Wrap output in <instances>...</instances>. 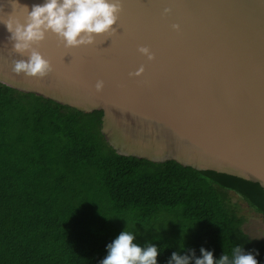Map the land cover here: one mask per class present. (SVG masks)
I'll return each mask as SVG.
<instances>
[{"label": "water", "instance_id": "95a60500", "mask_svg": "<svg viewBox=\"0 0 264 264\" xmlns=\"http://www.w3.org/2000/svg\"><path fill=\"white\" fill-rule=\"evenodd\" d=\"M12 2L31 11L45 0H0V17L12 14ZM121 3L115 31L94 45L66 49L49 33L34 46L52 64L43 78L11 71L13 60L28 57L12 51L11 33L0 24V84L86 114L102 111L101 132L120 156L175 162L264 189V0ZM16 15L23 19L18 6ZM142 46L154 60L138 52ZM141 66L140 77L129 76Z\"/></svg>", "mask_w": 264, "mask_h": 264}, {"label": "trees", "instance_id": "16d2710c", "mask_svg": "<svg viewBox=\"0 0 264 264\" xmlns=\"http://www.w3.org/2000/svg\"><path fill=\"white\" fill-rule=\"evenodd\" d=\"M102 117L0 84V264H100L124 230L157 264L201 248L231 260L236 246L264 264L228 196L264 216L260 184L120 156Z\"/></svg>", "mask_w": 264, "mask_h": 264}, {"label": "clouds", "instance_id": "9594fccd", "mask_svg": "<svg viewBox=\"0 0 264 264\" xmlns=\"http://www.w3.org/2000/svg\"><path fill=\"white\" fill-rule=\"evenodd\" d=\"M11 6L12 14L0 17V24H4L11 33L12 51L28 57L27 61L13 60L11 71L28 78H43L52 71L51 61L34 47L41 44L47 34L55 35L66 49L88 47L96 43L97 37L115 31L113 25L118 22L123 10L121 0H45L42 5H33L31 11L15 2ZM17 6L23 10V19L16 15ZM164 11L168 13L171 9ZM172 27L176 31L180 28L178 24ZM138 52L148 61L155 59L148 47H139ZM144 70L141 66L129 76L140 77ZM103 87L104 82L98 80L95 90L100 92ZM135 239L133 233L122 231L107 246V256L100 264H157L158 248L151 244L142 248L134 243ZM200 252L201 258H196L194 252L191 256L173 252L167 264H190V260L194 264H257L253 253H245L240 246L233 249L231 260L223 254L214 261L212 252L204 248Z\"/></svg>", "mask_w": 264, "mask_h": 264}, {"label": "rangeland", "instance_id": "374dc122", "mask_svg": "<svg viewBox=\"0 0 264 264\" xmlns=\"http://www.w3.org/2000/svg\"><path fill=\"white\" fill-rule=\"evenodd\" d=\"M233 205H236L238 215L244 218L242 230L250 239H264V217L252 210L238 195L233 192L228 193Z\"/></svg>", "mask_w": 264, "mask_h": 264}]
</instances>
